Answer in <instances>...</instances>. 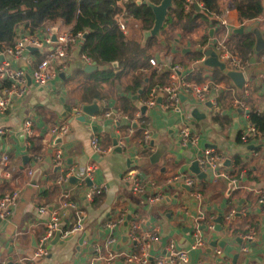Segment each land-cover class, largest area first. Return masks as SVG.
I'll use <instances>...</instances> for the list:
<instances>
[{"label": "crops", "instance_id": "0c3cea01", "mask_svg": "<svg viewBox=\"0 0 264 264\" xmlns=\"http://www.w3.org/2000/svg\"><path fill=\"white\" fill-rule=\"evenodd\" d=\"M220 3L221 12L211 16L217 20L215 24L201 20V24L194 31L183 32L182 21H177L168 26L166 35L162 31L165 45L156 37L149 38L147 46L149 58L156 57L159 61L183 65L186 69L184 75L195 82H203L210 76L215 81L235 86L219 69L201 63L199 59H194L191 53L208 39H226L230 47L244 35L249 34L235 32L236 28L242 26L258 27L264 34V15L256 20L241 22L233 0H220ZM201 11L202 7L199 12ZM129 17L127 22L130 33L126 35L127 37L138 33L137 22H133L131 16ZM55 25L71 27L62 22ZM142 38L143 43L148 41H144L143 36ZM82 43L83 41L72 46L65 66L54 80L44 86L35 85L31 79L32 66L41 57L36 48H30L22 61L14 63L27 70L30 80L27 94L15 97L8 110L0 113V129L5 130V133L0 135V199L14 191L19 194L11 214L0 221V264H7L10 260L19 262L20 258L32 254L35 248L33 243L34 241L38 243L44 236L52 211L59 207L63 190H69L68 199L77 201L79 208L78 212L66 209L62 224L70 226L76 223L77 219L83 218L86 229L62 238L63 242L53 243V237L46 245L48 253L42 258L41 264H88L89 258L95 253L94 246L110 233L104 228V223L108 219L116 220L121 214L119 205L132 216L138 214L146 218L149 227L156 225L160 227L161 239L152 249L154 254H158L164 250L169 240H174L178 247L191 248L194 233L192 229H188L190 216L197 214L200 204L208 214L218 216L222 212L227 215L236 210L237 202L241 199L246 201L243 204V216L230 222H223L224 225L233 228L232 232L226 230L223 233L208 234L210 241L227 236L233 237L224 248L217 246L221 248L222 254L217 257L216 247L209 251L207 243L203 248L197 249L194 261L190 254L189 264H233L235 254H239L237 264H264V204L262 206L259 202L260 192L264 191V149H249L251 144H256L251 137L247 140L242 137L251 123L249 115L243 111L236 113L238 109L231 103L233 96H236L245 101L248 110L254 108L264 115V52L258 53L253 49V53L246 59L248 65L243 72L246 78L244 89L248 94L245 95L244 91L236 86L233 93L224 90L217 92L220 104L219 119H215L217 115L211 113V107L207 103H200L187 95L179 107L164 106L166 96L163 94L162 102L157 101L158 104L146 112V123L154 133L152 139L156 141L155 146L150 144L146 148L142 146L140 131L143 130L136 125L134 134L126 139L123 152H117L114 148L111 152L101 154L92 146L93 137L99 139L102 147L110 148L113 146L114 138L126 135L128 130L127 125L114 124L113 120L101 116L102 113L107 109L123 112L129 107V113L133 114L136 110L134 96L140 95L139 92L133 94L132 91H126V85L130 80L128 76H123L114 83L105 82L100 88L102 98L94 99L100 105L99 111L95 114L100 115L99 120H91L92 116H87L86 121L73 118L74 105L94 101H82L83 87L89 82L87 74L107 67L95 61H86ZM186 48L191 50L186 52L184 51ZM149 58L142 66V70L148 75L146 81H151L154 85L168 83V73L151 66ZM94 62L98 68L87 70L86 66ZM192 72L193 77L190 75ZM195 109H198L200 114H205V117L197 119L193 115ZM29 118L39 133L31 145H27L23 131V123ZM61 123H68L70 131L61 137V142H58V136L50 135L49 130L53 125ZM186 125L200 136L195 151L192 147L185 148L179 144V131ZM260 142H264V139ZM162 143L167 144V150L160 162L152 163L150 156ZM208 147L225 153L232 162L236 157L242 159L239 167L235 168L233 164L230 167L222 166L230 171L241 169V187L234 191L231 197H227L229 181L208 178L200 181L198 185L201 200L195 198L191 190L182 183L169 187L168 180L178 173L195 175L189 170V165L196 154ZM57 148H62L64 153L61 167L54 165L52 159L47 160L49 157L52 158ZM4 155L9 157L7 163L2 161ZM25 156H28V159ZM128 158L134 160V163L128 165ZM93 163L97 166L92 177L93 184L107 185L98 204H93V201L87 203L84 199V193L90 187L87 181L79 185L78 180L73 182L70 178L63 184L57 183L58 177L68 169L75 168L77 173H81L85 167ZM30 169L33 173L41 170L36 180L32 178L33 174H29ZM135 169L142 179L157 182L166 188L162 201L150 204L147 197L138 198L131 194L128 185L122 182L121 178L128 171ZM73 195L75 198H72ZM186 209L190 215L185 214ZM248 210L255 213H248ZM251 229L256 231L257 246L250 245L248 251L243 253L241 252L243 243L240 244L236 238L242 237L243 233ZM127 231L126 222H122L113 230L116 238L115 249L128 245ZM110 264L126 263L116 260Z\"/></svg>", "mask_w": 264, "mask_h": 264}, {"label": "built area", "instance_id": "2783aa9c", "mask_svg": "<svg viewBox=\"0 0 264 264\" xmlns=\"http://www.w3.org/2000/svg\"><path fill=\"white\" fill-rule=\"evenodd\" d=\"M126 1L127 0H119L118 3L121 6V12L116 15V20L120 30L125 35H129L130 28L127 19L130 15L126 10ZM135 1L140 2L142 0ZM195 4L203 8V0H185V10H191ZM54 35L55 40L53 39ZM83 39L84 33L82 31H75L72 27L66 28L55 24H47L34 32H30L21 26L18 30L14 45L7 46L3 50H0V56L4 57L3 60H0V113H4L8 110L15 97H23L28 92L27 70L21 65H14V63L22 61L30 48H36L38 54L41 56L32 66V71H30L31 79L35 85L44 86L58 76L67 62L72 46L83 41ZM199 47L204 50L209 47L212 48L216 52L218 59L229 69L243 71L245 66L248 65L246 59H243L238 52L231 50L226 39H208L206 42L199 44L198 48ZM84 58L86 61L91 62L90 57L86 54ZM205 58L206 56L203 55L199 61L204 63ZM149 64L167 72L169 82L152 86L148 92L147 98L140 99V101L146 104L148 109L158 104V95L162 92L164 96H166L164 106L172 105L174 107H179L182 102L181 95H187L200 103L212 102L211 113L213 115H218L220 113V104L217 99V92L224 90L233 93L235 90V86L228 85L223 81H215L210 76L203 82L190 80L184 75L186 69L181 64L159 61L156 57L149 58ZM243 91L245 95L248 94L247 90L243 89L242 92ZM231 103L234 108L241 109L248 116V106L243 99L233 96ZM83 105L82 103H78L73 106V118L82 115ZM99 116L100 115H93L91 120H99ZM101 116L113 120L114 124H125L128 126L127 134L117 138L118 145L122 148H124L127 143V137L134 134L136 129L134 124L140 126L143 130L141 140L142 146H149L154 133L150 125L146 123V114L143 115L139 108H136L131 116L128 113L109 109L105 110ZM23 131L26 135L27 145H31L33 139L39 135L34 129L33 121L30 118L25 119ZM69 131L70 126L68 123L53 125L49 130L50 135L61 137L65 136ZM3 133H5V130L1 128L0 135ZM242 137L244 140L251 137L258 143L264 139V134L259 131L255 125L250 123L247 131L242 134ZM178 140L181 146L185 148L192 147L195 151L196 146L200 142V136L189 125H186L180 129ZM91 143L95 151L101 154L111 152L115 148L114 145L110 148L102 147L97 137H93ZM227 158L228 156L225 153L218 152L216 149L208 147L196 154L194 160L198 161L202 171L209 174V179L212 178L215 181L226 179L229 182L238 181L239 179L236 177V174H231L229 169L221 166V163ZM51 159L54 165L61 167L64 159L63 149L57 148ZM8 160L9 157L4 155L2 158L3 163H7ZM232 164L233 162L231 165ZM96 169L97 166L94 163L85 167L81 173H77L75 168H70L58 177L57 183L63 184L75 176L79 185L84 184L87 178L92 180ZM28 172L30 175L33 174L32 169ZM121 181L128 185L131 194L138 198L147 197L150 204L162 201L165 198L166 188L157 182L142 179L140 173L136 169L128 171L122 176ZM167 183L168 186L182 183L189 187L195 198L198 200L202 198L201 191L198 188L200 181L195 175L181 172L169 179ZM106 189L107 185L105 184L96 185L92 183L84 193V199L89 202L93 201L97 196L106 191ZM69 194V190H63L59 207L52 211L50 219L46 224L47 228L44 236L39 240L32 254L20 258V264H41L42 258L48 253L46 245L55 236L57 231L61 232V239H64L76 233H81L86 229L83 218L77 219V222L70 226L62 224V217L66 209L76 210L78 212L79 208L77 201L68 199ZM18 195V192L14 191L5 194L0 199L1 219L11 214L12 207L15 205ZM259 202L264 204V191L260 192ZM184 212L190 215L187 209L184 210ZM233 212L234 210L226 215L227 220L231 218ZM129 215L131 216L130 219L128 218ZM190 218L189 225L194 233V243L191 248L178 247L174 240H169L161 253L154 254L152 252L154 244L158 243L161 239L160 227L158 225L149 227L146 218L138 214L132 216V214L128 213V210H126L116 220L108 219L104 223V228L110 233H108L107 237L102 242L94 246L95 253L89 258L88 264H110L116 260H122L126 264H189L190 250L203 248L208 243V234L214 231L216 215L208 214L203 210L200 204L197 214L191 215ZM122 222L128 223L127 237L129 243L125 248L117 250L115 249L116 238L113 235V230ZM202 225H205L207 230H202L200 228ZM242 238L243 244L241 246V252L245 253L250 248L251 242L256 239V231L251 229L243 233ZM215 253V255L219 257L222 254L221 248L216 247Z\"/></svg>", "mask_w": 264, "mask_h": 264}, {"label": "trees", "instance_id": "16d2710c", "mask_svg": "<svg viewBox=\"0 0 264 264\" xmlns=\"http://www.w3.org/2000/svg\"><path fill=\"white\" fill-rule=\"evenodd\" d=\"M151 1L159 3L161 0ZM118 2L119 0H0V50L14 45L21 26L27 31L34 32L44 25L62 22L71 26L75 31L85 33L86 36L82 43L84 54L89 56L91 61L107 66L105 69L87 74L89 82L83 87V102L101 99L102 84L105 82L114 83L123 76H128L130 79L126 85L127 92L132 91L131 93L135 94L139 92L140 88H143L140 97L147 98L148 92L154 84L151 81H146L148 75L142 70L143 64L149 58L147 51L149 40L143 43L142 36L144 31L152 28L154 13L149 6L143 3L127 0L125 2L126 10L133 22H137L136 28L138 29V33L127 37L117 24L116 15L121 12ZM233 5L238 11L241 22L256 20L264 15L262 0H233ZM220 12V0H203L201 12L197 11L195 6L186 11L185 0H174V6L170 10L168 20L163 28L164 35H166L168 26L177 21H182L181 30L183 32L194 31L201 24V20L215 24L217 20L211 16ZM254 43V36L249 33L230 48L238 52L243 59H247L253 53ZM191 55L194 59H201L204 54L196 50ZM116 63L117 65H115ZM197 72L198 70L195 75ZM193 73L190 74L191 77H193ZM121 98L126 100L123 96ZM128 109L129 107L123 113H129ZM129 115L132 114L129 113ZM248 115L251 123L264 134V115L254 108H250ZM219 117L217 115L215 119H219ZM226 117L223 116V118ZM140 132L143 136V132ZM241 162L242 159L236 157L233 166L239 167ZM230 172L236 174V177L240 179V168L232 169ZM102 197V195L97 196L92 203L98 204ZM72 198L75 196L73 195ZM118 207L122 214L124 207L120 205Z\"/></svg>", "mask_w": 264, "mask_h": 264}, {"label": "water", "instance_id": "95a60500", "mask_svg": "<svg viewBox=\"0 0 264 264\" xmlns=\"http://www.w3.org/2000/svg\"><path fill=\"white\" fill-rule=\"evenodd\" d=\"M141 3L149 6L153 13H154V23L151 29L144 31L143 37H144V41L148 40L149 38L152 37H156L158 39H162V31L163 28L168 20V16H169V12L170 10L173 8L174 6V0H161L159 3H154L151 0H143ZM262 4L264 6V0H262ZM195 9L197 11L201 10V7H199L197 4H195ZM56 31V29H55ZM235 32L237 33H251L254 35V39H255V44H254V50L258 53L260 52H264V34L263 32L258 28V27H253V26H248L247 28L245 27H239L235 29ZM86 36V34L84 33V37ZM53 39L55 40V35L53 36ZM162 44L165 45L166 42L165 40H161ZM190 48H186L184 49V51L188 52L190 51ZM196 50H199L200 52H202L206 58L204 60V64L213 68H217L219 69L223 74H225L226 77H228L229 79H231V81L234 83V85L240 89L243 90L244 89V85L246 82V78L244 75V72L241 70H233V69H229L226 67V65L221 62L218 57L216 52L212 49V48H206L205 50L202 48H197ZM4 57L0 56V60H3ZM252 59L255 58L253 57ZM98 68V65L94 62L92 64H88L86 66L87 70H95ZM63 75V73L61 74ZM30 80V79H28ZM143 88L139 89V95L143 92ZM185 95H181V99L184 100L185 99ZM163 99V93H159L158 95V102H162ZM134 100H135V105L137 108H139L141 110V113L143 115L146 114L148 108L146 106V104H144L142 101H140V96H138V94H135L134 96ZM207 105L209 107H212V102L208 101ZM100 109V105L99 102L97 100H94L91 103H86L83 105V114L78 116L77 119L80 121H86L87 116H93L95 115ZM241 109H238L236 113L241 112ZM249 112V110H247V113ZM193 115L197 118V119H201L202 117H205V114H200L198 109H195L193 111ZM136 126V124H134ZM96 128V127H95ZM62 138L61 136H58V142H61ZM150 146H155L156 141L155 139H151L150 140ZM113 145L115 146V150L117 152H123L124 148H122L121 146L118 145V139L114 138L113 140ZM264 149V142H258L256 144H251L249 146V149ZM167 150V144L162 143L159 144L157 146V149L155 150V152L152 153V155L150 156V161L152 163H158L160 162L163 154L165 153V151ZM26 159H28V156H25ZM48 161H51V158H47ZM128 165L134 163V160L128 158L127 160ZM232 163L231 158H227L225 159L222 163L221 166H226V167H230ZM33 165V164H32ZM189 170L195 174L197 176V178L199 179V181L202 180H208L209 178V174L202 171L200 168V165L198 163L197 160H192V162L189 165ZM41 170H36L33 173V179L36 180L38 175H40ZM71 180L73 182L77 181L76 177H72ZM87 183L89 185H91L93 182L92 180H90L89 178L86 179ZM186 186V185H185ZM171 187V186H169ZM240 186V179L238 181H230L228 183V189L226 192L227 197H231L233 192L236 191L237 189H239ZM187 189H189L188 186H186ZM87 203H89L87 201ZM238 206L236 208V210H234L233 214L231 215V218L229 220L226 219V215H224L222 212H220L218 214V216H216L215 218V227H214V233L218 232V233H223L224 231L227 230V232H232V229L230 226H227L226 224L224 225L223 222L227 221L230 222L232 220H235L237 217H242L243 216V204L246 203V201L244 199H241L240 201L237 202ZM263 206V203H262ZM248 213H255L254 211H249ZM128 218L130 219L131 216L129 215ZM1 221V218H0ZM200 228L202 230H207V227L205 225L200 226ZM189 230L191 229L190 227L188 228ZM210 238H208L207 242L209 243V251H212L215 247L220 246L221 248H224L229 240H232L233 237L232 236H227L225 238H219V239H215L210 241ZM58 241L63 242L64 240L61 239V232L57 231L55 236H54V240L52 241L53 243H56ZM236 241H238L240 244L243 243V238L239 237L236 238ZM157 244V243H156ZM34 246H37V242L34 241L33 243ZM251 246H257V241L254 240L251 242ZM190 254H191V258L194 261L196 254H197V250L196 249H192L190 250ZM239 254H235L234 255V259H233V264H237V259H238ZM218 257V256H217ZM7 264H20L19 262H13L12 260L8 261ZM257 264H261V263H257Z\"/></svg>", "mask_w": 264, "mask_h": 264}, {"label": "rangeland", "instance_id": "374dc122", "mask_svg": "<svg viewBox=\"0 0 264 264\" xmlns=\"http://www.w3.org/2000/svg\"><path fill=\"white\" fill-rule=\"evenodd\" d=\"M162 39L164 40V39H165V37H164V38L162 37ZM162 39H159V40H160V42H161V40H162ZM228 85H231V84H229V83H228ZM230 95H231V94H229V96H230ZM227 96H228V95H227ZM230 97H232V95H231ZM230 99H231V98H230ZM213 180H214V179H213Z\"/></svg>", "mask_w": 264, "mask_h": 264}]
</instances>
